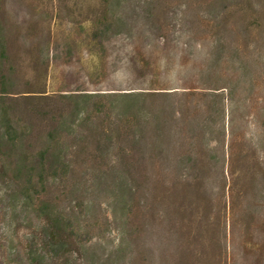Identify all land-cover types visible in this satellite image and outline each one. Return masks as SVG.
Returning a JSON list of instances; mask_svg holds the SVG:
<instances>
[{
  "label": "rangeland",
  "instance_id": "374dc122",
  "mask_svg": "<svg viewBox=\"0 0 264 264\" xmlns=\"http://www.w3.org/2000/svg\"><path fill=\"white\" fill-rule=\"evenodd\" d=\"M2 108L0 264H264V0H0ZM41 203L64 256L30 257Z\"/></svg>",
  "mask_w": 264,
  "mask_h": 264
},
{
  "label": "trees",
  "instance_id": "16d2710c",
  "mask_svg": "<svg viewBox=\"0 0 264 264\" xmlns=\"http://www.w3.org/2000/svg\"><path fill=\"white\" fill-rule=\"evenodd\" d=\"M90 24L89 33L86 38V45L87 47H93L95 45H99L101 50L104 49V45L101 41V33L103 31H106L107 28H109L112 25V21L109 20L107 17H103L98 22L96 21H88ZM106 39L105 42L106 45H109V42ZM101 51V52H102ZM101 64H99L100 71L105 70V63L106 61L103 59H100ZM123 70L124 71H135L140 69H149L150 64H140L137 62L133 56L126 57L125 60L122 62ZM152 70H155L156 68L152 66ZM158 86L159 84H154ZM153 85V86H154ZM164 84H160V86H163ZM183 88H188L187 93L192 95L194 92L199 90L200 88L196 87L195 85H191L187 87L185 84L181 85ZM72 92L71 94H65L69 96H65L62 94L63 98L67 99H74V98H82L84 100H89L93 97H97L99 95H102L101 93H87L82 92L85 90L81 89H75V90H67ZM99 91V90H97ZM76 95H81L80 97ZM0 123L4 125L0 131V153H1V147L8 149L10 154H15L17 150V138L19 136H14L18 134L17 130L13 127L11 120H9L7 111L5 109H0ZM14 136V138H13ZM45 154H47V151L41 150L38 153H36L34 156L30 155L27 156L25 154L20 155V160L17 162L16 167L13 168V171L16 173H26L28 175L32 174V172L36 169H39L41 171L43 169V165L45 162ZM1 157V156H0ZM31 159H30V158ZM32 160V161H31ZM30 162H37L39 167L37 168H30L29 164ZM5 169V164L3 163L2 158H0V170ZM41 212V222L39 225V230L36 235L41 239V244H34L29 243L27 245V248L30 250L29 254L30 257L34 259H44V257L50 256L51 253L55 254L59 252L62 256L68 253V248L72 245L70 242V237L67 234L66 230V220L61 217L60 215L55 214L51 209L50 206L47 204L41 203L40 208ZM44 252V253H43Z\"/></svg>",
  "mask_w": 264,
  "mask_h": 264
}]
</instances>
